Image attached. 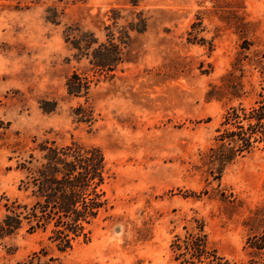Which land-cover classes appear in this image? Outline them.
<instances>
[{"label":"rangeland","instance_id":"rangeland-1","mask_svg":"<svg viewBox=\"0 0 264 264\" xmlns=\"http://www.w3.org/2000/svg\"><path fill=\"white\" fill-rule=\"evenodd\" d=\"M112 6L131 9L127 0H0V196L32 201L19 189V164L38 157L34 147L44 139L96 145L113 173L104 186L111 206L91 224L88 240L59 252L45 233L23 228L0 240V264L41 247L64 264H180L169 243L192 216L230 264H249L244 222L264 203V151L228 165L219 179L201 156L225 108L207 101L206 91L221 83L241 37L264 46V0H143L136 10L148 27L133 34L127 61L86 96H69L72 71L93 73L87 60L73 57L63 30L78 24L102 38ZM51 7L58 24L45 19ZM198 18L211 50L186 39ZM258 79L256 71L245 78L246 89L247 80L254 86L245 103L256 97ZM79 106L89 120L77 118Z\"/></svg>","mask_w":264,"mask_h":264},{"label":"trees","instance_id":"trees-1","mask_svg":"<svg viewBox=\"0 0 264 264\" xmlns=\"http://www.w3.org/2000/svg\"><path fill=\"white\" fill-rule=\"evenodd\" d=\"M141 1L127 0L131 5L127 14L119 6L108 8L105 12L108 22L103 25L102 38L78 24L65 26L63 38L73 57L77 61L87 60L93 73L90 77L72 71L65 81L69 96H86L91 84L99 81L100 76L114 77L118 67L127 61L124 49L133 34H142L148 27V17L143 10H136ZM46 11V21L60 22L55 8ZM198 19L190 24L186 39L190 43H207L211 50V39L199 35L202 29L201 19ZM253 71L259 78V90L251 103H245V97L254 88L249 80L250 88H245V78ZM220 81V84H209L205 96L207 101L223 102L225 108L214 128L212 143L201 156L202 166L216 179L238 159L257 149L264 151V46L256 48L252 39L241 37L230 67ZM74 113L80 120H89L82 106ZM34 149L39 156L30 154L29 160L19 164L24 172L19 189L28 191L32 201L0 196V240L23 228L28 234L39 230L59 252H65L78 239L88 240L91 224L111 206L104 186L113 178V173L96 145L76 140L56 144L54 140L44 139ZM244 224L250 229L244 244L250 256L248 263L264 264V203L254 209ZM182 229V233L173 234L169 243L173 260L180 264H230L210 243L202 219L192 216ZM16 264L64 263L41 247Z\"/></svg>","mask_w":264,"mask_h":264}]
</instances>
